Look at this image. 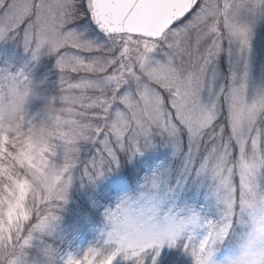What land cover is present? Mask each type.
Instances as JSON below:
<instances>
[{
    "label": "snow or ice",
    "instance_id": "6c2138e0",
    "mask_svg": "<svg viewBox=\"0 0 264 264\" xmlns=\"http://www.w3.org/2000/svg\"><path fill=\"white\" fill-rule=\"evenodd\" d=\"M240 12L230 0H0V24L33 60L45 48L55 57L62 90L76 104L64 128L29 146L35 158L24 151L22 135L15 154L0 141L18 169L0 167V182L10 183L13 197L0 192V264H19L38 234H51L59 219L54 209L67 203L87 147L94 154L82 174L94 185L110 180L105 195L113 203L104 211L100 245L64 264H162L163 249L177 244L193 264H220L216 248L235 223L236 178L241 213L264 179V87L249 96L253 30L238 20ZM78 25L92 26L104 43L86 39ZM140 114L171 133L180 161L175 175L170 165L146 162L139 177L137 163L150 143L144 129L151 127ZM209 176L226 209L215 223L178 204L190 179ZM5 217L15 219L14 233L5 234ZM197 228L204 235L193 243ZM257 248L264 255L260 241L230 264H249ZM43 255L54 264L51 247Z\"/></svg>",
    "mask_w": 264,
    "mask_h": 264
},
{
    "label": "rangeland",
    "instance_id": "374dc122",
    "mask_svg": "<svg viewBox=\"0 0 264 264\" xmlns=\"http://www.w3.org/2000/svg\"><path fill=\"white\" fill-rule=\"evenodd\" d=\"M230 2L241 10L237 17L238 20L253 30L249 81V96L251 97L254 87H264V0H259V2L258 0H230ZM85 29H87L86 39L95 41L97 44L104 43V38L96 34L91 26L78 25V30L85 31ZM153 58L156 60L163 59L160 53H154ZM224 67L222 61V70ZM21 73H23L22 76ZM75 76V73L70 72L66 79L72 81ZM12 77L17 79H10ZM21 95L24 97V103L20 115L16 118L18 128L14 131L18 134L11 142H8L5 128L1 127L3 117L0 116V141H7L10 147H12L13 141H17V145L10 150L11 154H15L19 148V138L22 135L24 151L35 158L38 153L31 149L45 144L51 136L64 128L63 122L69 118L76 104L73 94L62 90L55 57L49 55L45 48L41 49L38 58L33 60L31 51H25L22 42L12 38L6 27L5 35L0 39V107L12 103L16 97ZM140 115L145 124L151 125V127L144 129L150 143L144 150V155L139 158L137 165L143 170V175L145 174L146 162L148 164L170 165L175 175L176 170L180 167V161L172 155L170 148L171 133L165 132L157 126L147 114ZM41 127L44 131L41 134V139L37 140L32 133ZM88 150L92 152L88 154ZM93 154L91 147L81 150L79 162L72 173L67 203L61 206L65 208L70 201L80 198L83 202L84 200L87 201L88 208L92 211L91 214L86 215L79 211L81 214L78 212L79 216L75 218L76 221L73 223L67 222L66 217L58 215L59 219L53 223L51 234H38L39 238L34 239L31 246L24 249L19 256V264H47V259L43 255V249L47 247L53 249L54 264H64L69 256L79 259L89 247L100 245L101 232L105 228L104 211L107 207L112 206L113 198L105 195L110 180H103L94 185L82 174L86 162L85 158L89 156V159ZM5 156H7V152H4L2 145H0V161L6 160ZM8 156L11 157L9 153ZM0 167L5 168L2 162H0ZM11 171L15 172V169H11ZM235 183L234 186L237 189L235 223L229 237L232 239V236L237 235V241L232 245L224 246L227 239L223 245L216 248L214 259L220 264H230L233 259L243 257L258 242L264 241V179L258 181L260 190L254 199L249 197L250 200H253V204L251 207H246L243 213L239 207L238 177ZM10 187L11 185L7 180L0 182V191L9 201L13 200V197L8 195ZM215 192L216 185L211 176L190 179L183 186L178 204L198 216L201 222L215 223L222 218L226 211L223 204L218 201ZM30 205L31 200L29 199L27 206L30 207ZM92 213L100 215L99 224H94L96 223L94 220L91 221ZM3 228L7 230L5 234L14 233L15 219L9 221L5 217ZM203 235V230L195 229L193 243H197ZM162 256V264H193L191 255L184 250L181 244H177L173 248L165 247ZM9 259L15 260L16 256L12 255ZM249 264H264V255L260 254L259 248L256 249V254L249 259Z\"/></svg>",
    "mask_w": 264,
    "mask_h": 264
},
{
    "label": "trees",
    "instance_id": "16d2710c",
    "mask_svg": "<svg viewBox=\"0 0 264 264\" xmlns=\"http://www.w3.org/2000/svg\"><path fill=\"white\" fill-rule=\"evenodd\" d=\"M17 124H18V120L5 121L4 118H3V121L1 122V127L5 128V134L8 136V138H7L8 142H11V140L17 136L18 133L14 132L18 128ZM10 150H12V147H10ZM90 152H92V151L88 150V154H90ZM88 157L89 156H87L85 159L87 160ZM5 158H6V160L5 159L2 160L3 166H5V168L9 169L10 171H11V169H15V171H17L18 169L15 167V161L12 160L10 156H8V153H7V156H5ZM126 167L130 168L131 165L126 164ZM137 169L139 172V177H141L143 175V170L138 165H137ZM139 177H137V178H139ZM88 207L89 206H88V203L86 200H84V202H83L82 199L76 198L74 201H72V202L70 201V203H68L65 206V208L60 207V208L54 209V214L57 216L61 215L62 217H66L67 222L73 223L76 221L75 218L77 216H79V214H78L79 211L86 214V215L91 214L92 211H90V208H88ZM92 214L93 215L91 216V221L94 220V221H96V223H94V224H99V222L101 221L100 215L98 213H92ZM236 236L237 235L232 236V239H231V237H229L226 245H224V246H227L228 244L229 245L234 244L235 241H237Z\"/></svg>",
    "mask_w": 264,
    "mask_h": 264
},
{
    "label": "clouds",
    "instance_id": "9594fccd",
    "mask_svg": "<svg viewBox=\"0 0 264 264\" xmlns=\"http://www.w3.org/2000/svg\"><path fill=\"white\" fill-rule=\"evenodd\" d=\"M5 33H6V27L0 24V39L4 37ZM23 103H24V97L22 95L16 97V99L12 103L0 107V116H2L5 121H15L17 116L20 115V110L23 106ZM43 131L44 129L43 127H41L40 129L33 132L32 135L37 140H40Z\"/></svg>",
    "mask_w": 264,
    "mask_h": 264
},
{
    "label": "water",
    "instance_id": "95a60500",
    "mask_svg": "<svg viewBox=\"0 0 264 264\" xmlns=\"http://www.w3.org/2000/svg\"><path fill=\"white\" fill-rule=\"evenodd\" d=\"M92 27V26H91ZM92 29L94 30V28L92 27ZM95 31V30H94ZM96 32V31H95ZM99 36H101V37H103V34H101V33H98V32H96Z\"/></svg>",
    "mask_w": 264,
    "mask_h": 264
}]
</instances>
